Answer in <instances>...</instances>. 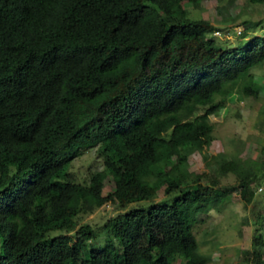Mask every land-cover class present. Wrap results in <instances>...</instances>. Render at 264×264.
Here are the masks:
<instances>
[{"label": "trees", "instance_id": "1", "mask_svg": "<svg viewBox=\"0 0 264 264\" xmlns=\"http://www.w3.org/2000/svg\"><path fill=\"white\" fill-rule=\"evenodd\" d=\"M201 1L0 0V264L205 262L191 227L218 201L214 187H181L157 168L201 146L223 107L215 96L263 63L264 35L220 46L216 26L187 17L183 3ZM94 147L104 168L87 185L69 180ZM165 183L179 190L172 203L140 204ZM239 189L249 201V182ZM108 201L123 208L105 222L118 245L94 248L77 215Z\"/></svg>", "mask_w": 264, "mask_h": 264}, {"label": "rangeland", "instance_id": "2", "mask_svg": "<svg viewBox=\"0 0 264 264\" xmlns=\"http://www.w3.org/2000/svg\"><path fill=\"white\" fill-rule=\"evenodd\" d=\"M183 7L189 19L206 20L223 33H228V38L225 35L217 40L220 46L237 47L254 36L264 35V0L261 3L203 0L197 7L188 2H184ZM248 22L259 24L250 30L245 24ZM237 26L244 29L242 35L237 36L233 32ZM247 83L256 89L255 95L243 92ZM214 101H222L223 107L208 116L211 130L201 146L190 144L181 147L178 157L171 158L157 170L163 171L169 181L178 182L181 187H193L198 182L214 187L218 201L209 203L191 227L197 253L205 260L203 264H255L256 254L264 264V61L253 67L249 75L237 81L226 94L216 95ZM205 110L206 107H198L190 119L205 113ZM179 158L183 160L179 162ZM104 160L98 147L84 151L71 162L68 179L87 185L91 175L104 168ZM177 163L179 168H175ZM15 171L10 167L9 176ZM24 177L11 181H22ZM155 178L153 175L149 180L154 181ZM114 179L111 177L106 183L104 195L111 191ZM244 179L250 186L249 201L243 198L239 189ZM166 187L165 183L151 200L140 204L172 203L179 190L167 194ZM122 209L110 201L92 213L77 215L79 226L89 224L94 228L92 247L118 245L105 222ZM2 254L3 239L0 238V257ZM187 263L188 259L180 256L174 260V264Z\"/></svg>", "mask_w": 264, "mask_h": 264}, {"label": "built area", "instance_id": "3", "mask_svg": "<svg viewBox=\"0 0 264 264\" xmlns=\"http://www.w3.org/2000/svg\"><path fill=\"white\" fill-rule=\"evenodd\" d=\"M243 31H244V29L242 28V26H237V27L234 28V31L233 32L236 35H241L243 33ZM227 34L223 33L220 30H216V31L213 32V35L216 36V37H218V38H223L222 36H225V35H226L225 38H228L229 35H227Z\"/></svg>", "mask_w": 264, "mask_h": 264}, {"label": "clouds", "instance_id": "4", "mask_svg": "<svg viewBox=\"0 0 264 264\" xmlns=\"http://www.w3.org/2000/svg\"><path fill=\"white\" fill-rule=\"evenodd\" d=\"M219 30V29H218ZM216 31V30H215ZM243 33H244V31H243ZM212 36H214L213 35V32H212V34H211ZM242 35V34H241ZM237 36H239V35H237ZM214 37H216V36H214ZM218 38V37H217ZM218 39H221V38H218ZM108 194V193H107ZM106 195V194H105ZM108 203H110V201H108ZM107 204V203H106Z\"/></svg>", "mask_w": 264, "mask_h": 264}]
</instances>
